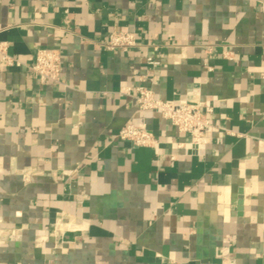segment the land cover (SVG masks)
<instances>
[{"label":"crops","instance_id":"crops-1","mask_svg":"<svg viewBox=\"0 0 264 264\" xmlns=\"http://www.w3.org/2000/svg\"><path fill=\"white\" fill-rule=\"evenodd\" d=\"M115 30L139 46L104 49ZM0 42L62 54L45 84L0 55V264H264V0H0ZM137 84L211 105V141ZM129 121L159 143L120 140Z\"/></svg>","mask_w":264,"mask_h":264},{"label":"built area","instance_id":"built-area-1","mask_svg":"<svg viewBox=\"0 0 264 264\" xmlns=\"http://www.w3.org/2000/svg\"><path fill=\"white\" fill-rule=\"evenodd\" d=\"M106 50H121L128 52L139 46L137 34L134 31L115 30L109 33L102 42ZM158 50L159 44H152ZM0 55L7 66L26 65L20 59L11 55L6 42H0ZM61 51L57 48L42 47L35 54L32 64L26 65L34 72L42 84L50 81H60ZM147 63L153 66L160 64V59L148 56ZM121 93L133 97L142 111H152L170 121L180 133L189 135L190 144L200 150L209 143L217 127L213 118L214 108L197 97L173 101L157 99L153 91L143 84L124 87ZM120 140L130 141L135 146H155L159 137L145 123L127 122L117 133ZM174 158V157H173ZM63 223H70L68 216L60 215ZM73 227V225H71ZM75 229V228H72Z\"/></svg>","mask_w":264,"mask_h":264}]
</instances>
